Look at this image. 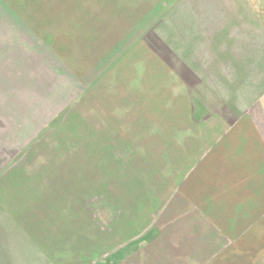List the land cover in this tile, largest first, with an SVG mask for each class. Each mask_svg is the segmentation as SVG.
<instances>
[{"label":"crops","instance_id":"crops-1","mask_svg":"<svg viewBox=\"0 0 264 264\" xmlns=\"http://www.w3.org/2000/svg\"><path fill=\"white\" fill-rule=\"evenodd\" d=\"M82 2L63 19L56 2L0 0V55L15 62L0 67V264H213L227 235L264 234V90L198 121L182 78L138 38L154 0ZM157 203L178 225L211 214L203 231L179 226L208 237L189 259L174 231L138 238Z\"/></svg>","mask_w":264,"mask_h":264},{"label":"rangeland","instance_id":"rangeland-1","mask_svg":"<svg viewBox=\"0 0 264 264\" xmlns=\"http://www.w3.org/2000/svg\"><path fill=\"white\" fill-rule=\"evenodd\" d=\"M42 2L45 8L55 2L61 5L57 14L63 19L70 16L81 17L85 8L83 5L86 3L82 0ZM154 2L150 11L153 21L146 20L139 24L138 38L143 37L149 49L152 48L154 53L165 60L170 68H174L182 78L192 99L194 118L198 121H207L213 116L214 111L237 116L244 101L255 100L263 93L264 0H154ZM141 9H146L145 5L138 6L139 13L142 12ZM64 26L61 28L64 29ZM9 56L12 55H0V67L2 63L4 67L12 68L15 62L5 64ZM138 151L141 153L142 149ZM140 163L145 166V160L139 156L138 164ZM154 170V185L159 189L157 197L161 199L162 174L160 175V171L156 172V168ZM176 179L179 180L180 177ZM138 181L139 195L145 197L147 188L144 176L139 174ZM154 185L152 182L149 184L151 189ZM155 206L153 205L152 213L154 220L157 216L158 218L153 223L149 222L146 227V220L138 218L139 224H142L138 227L140 229L138 238L151 227L158 228L159 233L174 231L175 235H182L181 247L187 251L186 258L189 259L195 239L208 237L194 234L192 228L179 226L193 225L198 228L195 231H203L204 225L211 222V214H203L204 216H199V212L182 214L180 217H183L182 221H179L178 225V219L174 220L176 222L172 220L173 215L164 214L159 217L161 203ZM254 228L255 226L245 231L238 245H232L231 243H234L232 236L227 235V250L224 253L213 252L216 260L213 264H264V234L262 231L261 234L257 233ZM175 235L171 234L167 238L174 239ZM242 248L249 250H241Z\"/></svg>","mask_w":264,"mask_h":264}]
</instances>
